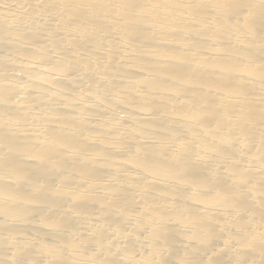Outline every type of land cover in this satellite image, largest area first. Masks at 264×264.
<instances>
[{
  "label": "bare ground",
  "instance_id": "bare-ground-1",
  "mask_svg": "<svg viewBox=\"0 0 264 264\" xmlns=\"http://www.w3.org/2000/svg\"><path fill=\"white\" fill-rule=\"evenodd\" d=\"M0 264H264V0H0Z\"/></svg>",
  "mask_w": 264,
  "mask_h": 264
}]
</instances>
